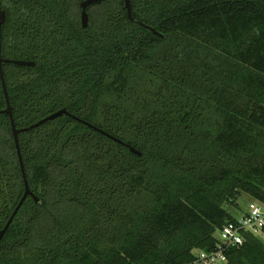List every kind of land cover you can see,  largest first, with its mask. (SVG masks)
Masks as SVG:
<instances>
[{
	"label": "trees",
	"instance_id": "16d2710c",
	"mask_svg": "<svg viewBox=\"0 0 264 264\" xmlns=\"http://www.w3.org/2000/svg\"><path fill=\"white\" fill-rule=\"evenodd\" d=\"M1 0L31 196L0 264H193L264 205V0ZM162 33L165 38L155 34ZM0 77V231L26 184ZM143 153L132 152L127 145ZM225 264H264V232ZM263 237V238H262Z\"/></svg>",
	"mask_w": 264,
	"mask_h": 264
},
{
	"label": "water",
	"instance_id": "95a60500",
	"mask_svg": "<svg viewBox=\"0 0 264 264\" xmlns=\"http://www.w3.org/2000/svg\"><path fill=\"white\" fill-rule=\"evenodd\" d=\"M105 0H85L82 2L81 6H82V14H81V22H82V26L83 28H88L89 26V14L87 12V8L89 6H92L94 4H97L99 2H103ZM125 5L126 8L128 10V15L129 18L131 20H134V17L132 15V8H131V0H125ZM136 23H139L138 21L134 20ZM6 22V12L2 9V4H1V0H0V77L1 80L3 82V88H4V92H5V96H6V101H7V108L5 110H3L2 112L8 114L10 116L11 122H12V128H13V134H14V138H15V142H16V146H17V150H18V155H19V159H20V163H21V167H22V171H23V177L25 180V184H26V191L25 194L20 202V204L18 205V207L16 208L15 212L13 213L12 217L10 218V220L8 221V223L6 224V226L4 227L3 230L0 231V242L2 241V239L4 238L7 230L9 229L11 223L14 221L17 213L19 212L20 208L22 207L23 203L25 202V200L27 199V197L31 196L35 199L36 202H39V198L36 197L30 190L29 188V184H28V180H27V175H26V171H25V166L23 163V158H22V154H21V149H20V143H19V134L28 130H31L35 127L40 126L41 124H44L47 121H52L57 119L58 117L67 114L66 109H62L50 116H48L47 118L43 119L42 121H40L39 123L29 127V128H24V129H17L16 124H15V120H14V116H13V112H12V107H11V103H10V98L7 92V85H6V81H5V76H4V69H3V64L5 62H11L17 65H21V66H34L35 63L34 62H28V61H22V60H5L2 57V42H1V38H2V26L4 25V23ZM155 34L159 35L162 38H165V36L156 31L153 30ZM127 145V144H126ZM130 150L134 153H136L137 155L143 156V153L140 152L139 150L135 149L134 147L127 145Z\"/></svg>",
	"mask_w": 264,
	"mask_h": 264
},
{
	"label": "built area",
	"instance_id": "2783aa9c",
	"mask_svg": "<svg viewBox=\"0 0 264 264\" xmlns=\"http://www.w3.org/2000/svg\"><path fill=\"white\" fill-rule=\"evenodd\" d=\"M264 232V205L251 202L249 211L236 222L225 225L220 232L221 238L214 251H199L193 264H225L229 248L242 246L245 234L261 236Z\"/></svg>",
	"mask_w": 264,
	"mask_h": 264
},
{
	"label": "rangeland",
	"instance_id": "374dc122",
	"mask_svg": "<svg viewBox=\"0 0 264 264\" xmlns=\"http://www.w3.org/2000/svg\"><path fill=\"white\" fill-rule=\"evenodd\" d=\"M250 203H251V201L249 199H247V198L244 199V200L242 199L239 202V206L238 207L229 208L230 212L235 217L241 218L242 216H244L249 211ZM217 236H218V238H221L220 233H218Z\"/></svg>",
	"mask_w": 264,
	"mask_h": 264
}]
</instances>
